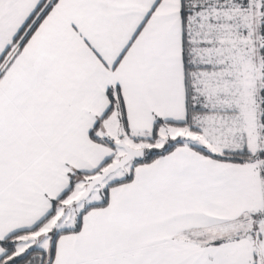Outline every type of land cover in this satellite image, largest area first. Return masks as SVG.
<instances>
[{
  "label": "snow or ice",
  "instance_id": "6c2138e0",
  "mask_svg": "<svg viewBox=\"0 0 264 264\" xmlns=\"http://www.w3.org/2000/svg\"><path fill=\"white\" fill-rule=\"evenodd\" d=\"M0 264H264V0H0Z\"/></svg>",
  "mask_w": 264,
  "mask_h": 264
}]
</instances>
